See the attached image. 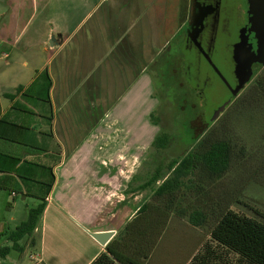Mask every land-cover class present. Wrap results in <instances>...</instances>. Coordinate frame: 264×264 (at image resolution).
I'll return each instance as SVG.
<instances>
[{
	"label": "crops",
	"instance_id": "obj_1",
	"mask_svg": "<svg viewBox=\"0 0 264 264\" xmlns=\"http://www.w3.org/2000/svg\"><path fill=\"white\" fill-rule=\"evenodd\" d=\"M9 2L3 10L7 13L12 7V20L4 22L2 18L0 26L10 41L22 22L25 3ZM39 2L41 21L28 38L38 44L33 43L34 53L23 58L25 70L12 78L0 75V119L13 103L6 95L19 86H29L37 71L48 69L51 118H47V106L26 102L21 95L16 99L31 112L19 110L10 115L11 120L30 125L34 148L45 151L0 141V152L48 165H54L57 158L60 161L53 166L55 183L34 232V244L26 242L18 258L16 251L0 256V264H96L107 247L88 232L113 231L111 243L155 191L147 193L151 187L143 188L151 175L145 181L140 176L133 181L122 179L124 170L106 167L105 155L98 151L105 142L107 115L128 108L127 102L148 85L151 65L166 51L171 31L169 2ZM33 47L29 44L24 51ZM20 61V57L11 59L7 66ZM134 172L131 176L137 174V168ZM16 198L11 195L13 202ZM10 207L16 209L17 204ZM3 233L0 228V236ZM33 256L39 262H33Z\"/></svg>",
	"mask_w": 264,
	"mask_h": 264
},
{
	"label": "rangeland",
	"instance_id": "obj_2",
	"mask_svg": "<svg viewBox=\"0 0 264 264\" xmlns=\"http://www.w3.org/2000/svg\"><path fill=\"white\" fill-rule=\"evenodd\" d=\"M8 2L9 0H0V21L2 18L4 22L12 20V7L7 13L3 10ZM24 3L22 22L14 33L15 38L7 40L0 26V75L4 74L10 78L25 70L22 68V60L34 53L33 43L38 44V41H28V38L40 24V2L24 0ZM29 44L33 48L24 51V47ZM175 46L173 44L169 48V54L166 53L151 63L148 85L136 94V99L127 102L128 108L125 106L122 111L107 115L106 138L98 151L105 155V166L122 168V179L132 181L138 176L145 181L158 167H161V175L168 177L170 162L185 157L214 126L217 133L212 137V141L228 138L235 146L229 170L221 178L209 180L204 175L201 176L202 172L198 168L191 179L193 185L202 186L201 189L183 188L186 199L193 203L195 210L205 209L209 213L210 222L206 230L196 229L185 220L171 217L152 256L151 264H186L208 241L210 227L224 210L231 209L251 218L257 217L255 210L264 212V97L257 105H251L249 99H245L247 88L208 131L206 126L200 125L198 121L191 126L189 120L195 117L197 109L189 101L182 100L183 87L179 80L174 78L172 63L179 56V49ZM6 55L10 57L7 58ZM17 57H20V62L7 66L11 59L17 60ZM214 62L227 78L232 76V64L224 49L221 48V52L214 56ZM186 66L188 67L187 62L181 63L178 71L183 74V82H186L188 77ZM206 69V62L203 61L201 71ZM191 71L194 72L195 68H191ZM28 73L31 74L26 71V74ZM25 80L27 79H24V82H27ZM228 97L226 87L220 81L213 80L204 101L205 111L207 109L209 112L207 119ZM225 128L230 132V138L221 131ZM164 134L168 136V143L165 148H157L154 142ZM135 168L137 174L131 176ZM185 184L191 186L188 180H185ZM156 187L157 185L148 188L147 193ZM11 195L9 191L0 190V228L6 233L14 231L25 222L29 209L37 206L34 199L22 196H18L13 202ZM15 203L17 208L12 209L10 204ZM26 242L28 243L29 239L22 240L20 246L24 247ZM11 245L12 242L6 236L1 237L0 248ZM14 256L18 258L21 253L15 252Z\"/></svg>",
	"mask_w": 264,
	"mask_h": 264
},
{
	"label": "trees",
	"instance_id": "obj_3",
	"mask_svg": "<svg viewBox=\"0 0 264 264\" xmlns=\"http://www.w3.org/2000/svg\"><path fill=\"white\" fill-rule=\"evenodd\" d=\"M52 79L48 69L37 71L34 81L27 87H17L15 93L6 96L13 101L9 112L0 119V141L13 143L36 151L33 130L30 125L19 124L10 119L13 112L30 109L26 102L41 103L47 106V118H51L50 90ZM264 97V70L257 74L249 85L245 99L257 105ZM249 104V105H250ZM217 128L210 129L206 136L196 143L183 158L173 160L168 165V177L161 175V167L151 175L143 188L157 185L152 197L139 209L136 216L123 228L119 235L107 246L106 252L96 264H151L171 217L187 221L192 227L206 230L210 222L209 213L204 209H194L193 203L186 199L183 188H200L193 185L191 177L200 168L201 176L209 180L221 178L230 167L234 143L227 139L212 141ZM229 135L225 130H221ZM168 136L165 134L155 140L157 148H165ZM36 147V146H35ZM60 158L54 160L59 162ZM40 161L0 152V190L9 191L16 197L32 198L36 207L28 211L25 222L14 231L3 233L12 242L11 247L0 248V255L6 257L11 251L23 252L20 242L29 239L34 244V232L47 206V198L55 183L53 166ZM200 166V167H199ZM185 180L191 184H185ZM203 189V188H202ZM256 218L242 216L231 209L222 211L209 229L208 241L201 250L190 257L186 264H264V212L255 210Z\"/></svg>",
	"mask_w": 264,
	"mask_h": 264
},
{
	"label": "flooded vegetation",
	"instance_id": "obj_4",
	"mask_svg": "<svg viewBox=\"0 0 264 264\" xmlns=\"http://www.w3.org/2000/svg\"><path fill=\"white\" fill-rule=\"evenodd\" d=\"M168 2L167 17L171 21V31L164 54L170 53L169 48L173 44L179 49L180 54L178 53L179 56L172 63V71L174 78L178 79L183 87L182 100L189 101L197 109L195 117L189 120L190 125L193 126V123L198 121L200 125L206 126L208 131L219 116L249 87L256 75L264 70L263 67L255 71L238 95L232 96V89L238 84L237 76L234 74L237 65L235 46L240 41L243 29L247 30L249 24L248 0H168ZM221 48L225 50L232 64L230 78H227L214 62V56L221 52ZM203 61L206 62L207 69L202 72ZM184 62L188 63L186 82H183V74L178 73L181 63ZM191 68H195V71L192 72ZM213 80L220 81L226 87L229 97L207 119L209 112L207 109L205 111L204 101ZM227 101L228 104L220 111L218 117L214 118L216 111ZM192 133L194 137L195 131Z\"/></svg>",
	"mask_w": 264,
	"mask_h": 264
},
{
	"label": "water",
	"instance_id": "obj_5",
	"mask_svg": "<svg viewBox=\"0 0 264 264\" xmlns=\"http://www.w3.org/2000/svg\"><path fill=\"white\" fill-rule=\"evenodd\" d=\"M248 4L250 8L249 24L247 30L243 29L240 41L235 46L237 65L234 74L237 76L238 84L232 89V96H237L251 80L253 73L264 67V0H248ZM226 84L231 88L227 81ZM228 102L216 111L214 118L218 117ZM88 234L103 247H107L115 236L113 231L88 232Z\"/></svg>",
	"mask_w": 264,
	"mask_h": 264
},
{
	"label": "built area",
	"instance_id": "obj_6",
	"mask_svg": "<svg viewBox=\"0 0 264 264\" xmlns=\"http://www.w3.org/2000/svg\"><path fill=\"white\" fill-rule=\"evenodd\" d=\"M32 261L36 263V262H39V259L36 256H33Z\"/></svg>",
	"mask_w": 264,
	"mask_h": 264
}]
</instances>
